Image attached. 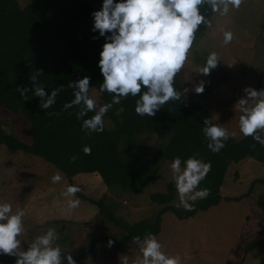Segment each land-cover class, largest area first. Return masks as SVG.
I'll use <instances>...</instances> for the list:
<instances>
[{
    "label": "rangeland",
    "instance_id": "obj_1",
    "mask_svg": "<svg viewBox=\"0 0 264 264\" xmlns=\"http://www.w3.org/2000/svg\"><path fill=\"white\" fill-rule=\"evenodd\" d=\"M26 6L32 0H18ZM231 31L233 38L223 44V32ZM210 52H216L220 62L208 75L199 73ZM185 83V94L192 102L208 106L215 123L221 124L233 136L241 139L238 119L239 107L235 103L246 95L245 87L260 89L264 84V0H242L239 8H230L221 16L215 12L205 34L193 45L183 68L179 71ZM203 84V91L195 87ZM90 94L101 104V96L94 87ZM0 119L8 133L30 142V124L22 116L0 107ZM104 126L113 127L105 117ZM167 136L144 133L139 148L132 157L126 146H120L132 167L143 170L147 165L159 164L157 181L142 191L115 185L109 189L97 173H82L69 182L65 174L44 158L25 153L11 152L0 144V202L12 205L13 212L25 209L24 231L18 237L21 250L48 227L58 233L56 241L62 253L72 257L83 252L96 237L111 235L121 239L125 232L114 221L105 218L94 203L82 195L98 200L106 195V202L118 220L135 223L151 218L162 207L153 203L151 195L167 191L171 181V161L156 157ZM59 172L62 180L52 183L50 177ZM264 161L246 158L232 163L221 187L219 204L200 211L189 218L180 219L171 210L163 214L162 229L157 239L162 250L179 255L180 264H264ZM67 184H77L82 191L75 194L80 204L67 210L66 199L60 192ZM178 202L175 198L171 204ZM102 240L94 246L81 264H128L139 257L136 243ZM260 242V243H258ZM256 244V245H254Z\"/></svg>",
    "mask_w": 264,
    "mask_h": 264
},
{
    "label": "trees",
    "instance_id": "obj_2",
    "mask_svg": "<svg viewBox=\"0 0 264 264\" xmlns=\"http://www.w3.org/2000/svg\"><path fill=\"white\" fill-rule=\"evenodd\" d=\"M101 4L102 0H32L21 6L18 0H0V107L25 118L31 134L30 142H26L15 133L6 132L0 119V144H5L11 152L23 151L44 158L61 170L71 183L79 174L97 173L109 189L119 185L140 192L157 181L160 165H147L137 171L120 146H126L135 157L140 136L155 133L167 136L156 157L171 161L177 156L183 160L198 155L210 162L211 169L199 185L208 188L209 194L197 200L192 211H185L171 204L175 187L170 181L166 192L151 195L152 202L162 206L156 214L133 224L118 220L106 202V195L98 200L82 195L97 205L105 218L117 223L125 235L120 240L111 235L96 237L90 246L73 257L77 264H81L102 240L133 244L134 236L158 235L163 214L168 210L185 219L219 204L221 187L232 163L246 158L264 161V147L251 136L230 137L219 152L213 153L207 148V140L201 131L203 119L207 117L215 122L208 106L187 98L179 72L173 85L181 93V100H169L156 110L162 117L156 113L151 117L138 116L134 112L137 97L128 96L105 113V117L113 122L112 128L104 126L103 132L91 133L82 130L81 120L76 117L79 106L63 109V104L73 99V88L68 87V82L88 76L90 88L94 87L100 93L101 104L111 100V94L100 91L103 76L97 65L105 38L91 30L93 18L90 13L98 10ZM201 12L208 24L202 23L198 27L192 46L208 30L215 13L208 5H202ZM94 36L97 38L93 39ZM33 74L46 93L53 88L60 89L56 102L47 110L41 109L40 98L32 95L33 82L29 77ZM17 86L29 88L25 97L19 95ZM260 88H264V84H260ZM85 145L91 148L88 155L82 151ZM15 259V256L0 254V264H15Z\"/></svg>",
    "mask_w": 264,
    "mask_h": 264
},
{
    "label": "clouds",
    "instance_id": "obj_3",
    "mask_svg": "<svg viewBox=\"0 0 264 264\" xmlns=\"http://www.w3.org/2000/svg\"><path fill=\"white\" fill-rule=\"evenodd\" d=\"M241 3L242 0H102L101 7L90 13L93 18L91 30L105 38L97 65L103 76L100 91L111 94V100L97 105L90 94V78L84 76L68 82V87L73 88V99L64 103L63 109L79 106L76 117L81 120V129L91 133L104 131L105 113L125 97H137L134 112L141 117L155 115L156 110L169 100L180 101L181 93L174 88L173 81L184 66L198 27L202 23L208 24L201 6L208 5L212 12L224 16L230 8H239ZM232 38L231 31L223 32V44H229ZM218 62L217 53L210 52L198 72L208 75ZM29 79L33 82L32 95L40 98L39 107L49 109L56 102L60 89L53 88L46 93L45 87L37 83L35 74ZM17 91L25 97L29 88L17 86ZM202 91L201 83L195 87V92ZM243 91L246 95L234 105L241 113L239 132L242 136H251L264 147V88L257 90L248 86ZM90 112L92 115L88 116ZM202 125L207 148L213 153L219 152L225 141L236 135L207 117ZM82 151L88 155L91 148L85 145ZM169 169L178 200L175 206L192 211L195 202L209 194L208 188L199 185L211 169L210 162L198 155L183 160L177 156L171 160ZM50 180L55 184L62 176L55 172ZM81 191L77 184L62 188L60 196L66 199L68 211L79 206V198L74 197ZM24 216V208L13 212L10 203L0 202V254L15 256V264H77L69 252L62 253L56 243L58 233L53 227H48L21 250L22 241L18 237L24 231ZM132 239L140 252L133 264H180V256L164 252L154 234L137 235ZM111 244L112 240H109L108 245ZM124 264H128L127 260Z\"/></svg>",
    "mask_w": 264,
    "mask_h": 264
},
{
    "label": "water",
    "instance_id": "obj_4",
    "mask_svg": "<svg viewBox=\"0 0 264 264\" xmlns=\"http://www.w3.org/2000/svg\"><path fill=\"white\" fill-rule=\"evenodd\" d=\"M101 46H102V45H101ZM155 113H156L157 115L161 116V117L163 116L159 111H156Z\"/></svg>",
    "mask_w": 264,
    "mask_h": 264
}]
</instances>
